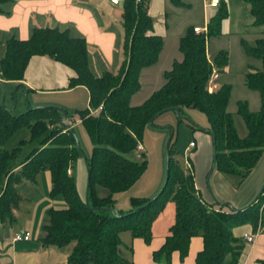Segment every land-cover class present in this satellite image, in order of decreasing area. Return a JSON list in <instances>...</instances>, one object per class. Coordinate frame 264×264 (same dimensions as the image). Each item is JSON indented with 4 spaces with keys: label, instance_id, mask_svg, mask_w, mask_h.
<instances>
[{
    "label": "trees",
    "instance_id": "obj_1",
    "mask_svg": "<svg viewBox=\"0 0 264 264\" xmlns=\"http://www.w3.org/2000/svg\"><path fill=\"white\" fill-rule=\"evenodd\" d=\"M8 1L0 0V6ZM147 1L124 0L120 4L124 58L117 73L103 69L94 75L88 67L84 39L70 36L66 29L34 27L25 40L11 37L0 41V81L21 80L33 55L48 56L73 70L68 87L81 85L88 91L87 107L78 114L92 145L85 160L86 191L82 199L73 176L80 150L73 128L61 122L71 113L54 106H39L14 114L0 104V225L15 222L13 210L22 199L16 184L47 170L51 183L48 195L62 200L63 205L45 211L39 241L43 247L70 246L66 264H132L127 257L129 247L122 244L118 234L128 231L147 243L151 222L167 201L173 203L174 220L161 246L151 253L154 262L170 264L173 251L182 259L189 239L200 236L202 248L194 264H235L241 243L231 229L243 223L255 228L258 208L264 201V184L254 199L240 209L205 202L193 185L191 172L178 165L170 135L165 143V177L160 189L148 198L131 197L125 213L114 208V195L127 190L143 172L144 159L137 162L125 155L136 149L143 128L166 111H174L180 119L189 108L203 113L208 123L203 131L211 138L213 167L224 176L235 175L240 180L247 175L264 149V37L255 39L252 45L244 44L246 54L259 63L245 75V86L258 94L259 106L251 111L246 100L237 101L236 113L246 129L243 137L238 136L232 115L226 110L230 86L207 90L213 67L218 69L226 61L225 53L220 52L211 65L205 53L206 39L218 33L226 14L220 0L205 32L195 33L189 27L179 38L180 57L163 71L162 84L132 106L129 98L140 87L139 73L157 61L162 46L161 36L151 32ZM170 1L183 5L179 0ZM243 1L248 4L252 25L264 27V0ZM91 109L97 112L90 113ZM22 127L27 128L28 141L34 145L14 169L20 149L5 148L4 144ZM99 187L106 191L104 195H100ZM258 262L264 264V255Z\"/></svg>",
    "mask_w": 264,
    "mask_h": 264
},
{
    "label": "crops",
    "instance_id": "obj_2",
    "mask_svg": "<svg viewBox=\"0 0 264 264\" xmlns=\"http://www.w3.org/2000/svg\"><path fill=\"white\" fill-rule=\"evenodd\" d=\"M192 1L182 0L188 6ZM220 1L223 2V0ZM204 3L206 8L214 9L208 7L205 0ZM246 5L248 7V4ZM171 7L180 6L173 4L170 0L147 1L146 10L152 19V33L164 36L166 10ZM120 13L121 5H111L107 0H9L0 6V41L11 37L25 40L34 27L47 26L56 27L59 30L66 29L70 36H79L84 39L88 67L94 75H99L103 69L111 72L106 64L111 63L116 53L115 47L119 44L123 34ZM250 23L252 25V18ZM253 27L258 29L257 34L259 35L253 38V41L264 37L262 28ZM162 47L160 52H162ZM160 52L154 64L141 69L139 80L144 77V74L149 73V69L158 65ZM207 60L209 61L208 58ZM100 64L103 69H99ZM251 67H259L258 60L253 59L247 64L248 70ZM213 68L215 69V67ZM73 75V70L62 63L45 55H33L27 61L21 80L0 81V102L14 114L23 112L28 107L39 106H55L68 112L65 106H69L67 104L71 102L70 98L75 99V96L71 95L76 91L81 94L79 97H85L88 101V91L84 86L68 87V80ZM130 102L129 98V104L133 106L134 104ZM226 110L228 111V109ZM96 112L97 109L90 110V113ZM70 119L71 117L65 116L61 122L68 128H72ZM195 131L191 134L192 140L188 141L183 149L187 156L183 170L191 172L193 185L199 197L209 204H227L234 209L248 205L264 184V149L243 179L240 180L235 175L224 176L213 167V150L209 134L204 131ZM6 142L5 148H7ZM191 142L193 145L189 146ZM78 161L79 159L74 162L73 176L76 190L79 196L84 199L86 191L85 161L84 164ZM20 162L21 160L17 161L16 159L13 164L14 169L18 168ZM50 186V176L47 170L38 172L31 180H22L16 184V189L22 199L13 210L15 222L10 225H0V264H66L70 246L60 249L43 247L39 241L40 227L45 219V211L51 207L61 208L63 205L62 200L49 197ZM151 190H153L151 192H155L156 189ZM223 209L227 210L225 207ZM173 220L174 206L171 201H167L151 222L150 240L147 243L139 237H132L128 231H121L118 234L122 244L129 247L127 257L132 264H162L154 262L151 253L161 246ZM23 231L30 233V239L12 240L14 234ZM254 231L255 228L249 223H243L231 229L233 236L238 238L241 243L235 264H259L258 261L263 258L264 224L259 228L252 242L247 243L242 239L244 233H255ZM201 248V237H191L186 255L180 259L178 252L173 251L170 255V264H194L195 255Z\"/></svg>",
    "mask_w": 264,
    "mask_h": 264
},
{
    "label": "rangeland",
    "instance_id": "obj_3",
    "mask_svg": "<svg viewBox=\"0 0 264 264\" xmlns=\"http://www.w3.org/2000/svg\"><path fill=\"white\" fill-rule=\"evenodd\" d=\"M179 2L183 5L166 10V31L164 36L161 37L163 47L162 52H160L159 63L155 65L156 67L153 66L152 69H149V73L144 74L143 78H140L139 89L130 96V103L134 105L140 104L152 93L151 91L162 84V73L165 69L170 68L174 58H178V41L186 29L189 27L204 29L207 22L218 10L216 8L212 10L206 8L204 0H193L189 6L184 4L182 0H179ZM223 2L226 7L225 17L220 23L218 33L206 39L205 51L211 65H214V59L218 53H225V64L218 69L214 66L217 70V78L214 79L213 83L216 88L224 84L230 86L226 109L232 115L233 125L238 136L243 137L246 129L242 119L236 113L237 101L246 100L247 106L251 111H255L259 106L258 94L245 86L247 64L252 62L253 58L246 54L244 44L252 45L253 38L259 35L257 34L258 29L254 28L250 23L249 9L243 0H223ZM258 28L264 30L262 26H258ZM122 41L123 34L120 42L118 41L119 44L115 47L116 53L111 63L106 64L112 73H117L123 62ZM118 50L119 52H117ZM100 68H102L101 64ZM79 94V91H76L71 95L75 96V99L70 98L71 102L67 104L69 106L65 107L68 113H71L69 122L72 124L80 150L77 159H79L78 162L84 164V161L91 154L92 145L83 126L78 121L80 120L78 110L86 108L88 102L85 97H79ZM182 116L184 118L180 119L174 111H166L155 117L151 125H146L143 128L139 142L141 150L133 149L125 156L137 162H141L144 159V170L133 185L127 190L114 195L115 209L125 213L129 207L130 197L153 196L160 189L165 177V143L170 135L171 143L174 144L176 149L175 159L182 169L185 168L187 156L183 149L188 141L192 140L191 134L194 131L189 123H192L197 128L195 132L205 130L208 123L205 115L195 108L186 109ZM28 140L29 132L26 127L17 129L7 140V148L19 147L20 149L17 161H22L33 147L34 143ZM99 189L100 195L106 193L103 188L99 187ZM151 189L156 190L151 192L153 191Z\"/></svg>",
    "mask_w": 264,
    "mask_h": 264
},
{
    "label": "built area",
    "instance_id": "obj_4",
    "mask_svg": "<svg viewBox=\"0 0 264 264\" xmlns=\"http://www.w3.org/2000/svg\"><path fill=\"white\" fill-rule=\"evenodd\" d=\"M124 0H107L108 3H110L111 5H120ZM136 2L141 1V0H135ZM206 4L208 7L211 8H215L217 7L219 0H205ZM193 32L195 33H200V32H205V28L204 29H200L198 27H192ZM217 78V72L216 70L213 68L210 75H209V79L207 82V90L208 91H212L214 89H216V85L213 83L214 79ZM193 143H189V146H192ZM136 149L141 150L140 145L138 144L136 146ZM264 201H262L260 203V206L258 208V212H257V222H256V226H255V233H244L242 235V239L249 243L253 241V238L255 236V234L259 231V228L264 224ZM30 239V233L28 231H23V232H19L14 234L12 240L13 241H24V240H28Z\"/></svg>",
    "mask_w": 264,
    "mask_h": 264
},
{
    "label": "water",
    "instance_id": "obj_5",
    "mask_svg": "<svg viewBox=\"0 0 264 264\" xmlns=\"http://www.w3.org/2000/svg\"><path fill=\"white\" fill-rule=\"evenodd\" d=\"M13 96H14V98H15V92L13 93ZM0 104L2 105V102H0ZM168 141V140H167Z\"/></svg>",
    "mask_w": 264,
    "mask_h": 264
}]
</instances>
